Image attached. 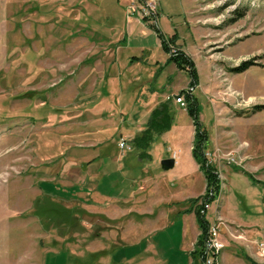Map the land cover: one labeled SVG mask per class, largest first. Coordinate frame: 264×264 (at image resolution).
Here are the masks:
<instances>
[{
  "label": "rangeland",
  "instance_id": "374dc122",
  "mask_svg": "<svg viewBox=\"0 0 264 264\" xmlns=\"http://www.w3.org/2000/svg\"><path fill=\"white\" fill-rule=\"evenodd\" d=\"M144 1L0 0V264H189L201 200L183 199L206 191L197 126L220 185L205 218L246 231L264 264V0ZM159 33L192 59L191 90ZM163 90L169 128L147 157L120 148ZM181 91L196 120L172 105Z\"/></svg>",
  "mask_w": 264,
  "mask_h": 264
},
{
  "label": "trees",
  "instance_id": "16d2710c",
  "mask_svg": "<svg viewBox=\"0 0 264 264\" xmlns=\"http://www.w3.org/2000/svg\"><path fill=\"white\" fill-rule=\"evenodd\" d=\"M158 35L161 37L162 48L169 55L167 61L174 63L178 68L187 69L189 71L191 78L189 84L191 87H195L198 84V74L192 59L183 50H181L179 47H176V44L175 45L171 44L172 43L171 41L169 42L170 44H168L160 33ZM172 49L174 50V52L171 51ZM251 63H254V61L245 60L241 65H238L233 69L238 70ZM181 93H185V99L187 101L186 110L188 111L190 116L194 120H196L197 111L195 108V103L192 95L187 91L186 92L181 91ZM194 124L197 125L196 121H194ZM169 126H170V110H169V102L166 101L160 103L159 106H157L152 110L145 127L140 131L139 134L133 137V139L130 141L131 142L130 146L138 150V154L140 157H147L148 153L146 150L150 144L153 134L162 132L165 129H168ZM207 143H208L207 135L199 131L197 126L195 129V134L192 144V154L196 162L199 164V168L202 169L205 175L206 191L203 195L199 197L189 198L184 201V203H189L191 205L201 200L200 206L195 211L196 219L198 221V226L201 232L196 240L194 248L190 252V256L192 258L191 264H200L201 257L203 255L202 245L208 225V220L205 218V211H202L204 207L203 204L205 202L210 203L215 199L220 186L217 173L214 170L215 167L210 164L203 151L206 148ZM247 260H249L251 264H257L250 258H247Z\"/></svg>",
  "mask_w": 264,
  "mask_h": 264
},
{
  "label": "crops",
  "instance_id": "0c3cea01",
  "mask_svg": "<svg viewBox=\"0 0 264 264\" xmlns=\"http://www.w3.org/2000/svg\"><path fill=\"white\" fill-rule=\"evenodd\" d=\"M159 10V9H158ZM162 10V9H161ZM158 15V14H157ZM156 18H158V16H156ZM160 18V17H159ZM159 25L162 27V22H161V19H159ZM181 50H182V48H180ZM168 53L166 52V58H165V60H166V63L165 64H169V63H171V64H173L176 68H177V66L174 64V63H172V62H168L167 61V59H168ZM159 68H162L161 66H159ZM152 98L150 99L149 98V101H148V103H145V105L144 106H141L140 108H139V110H138V113H139V118H142V117H144V114L146 115V117L147 116H149L150 115V113L152 112V110L154 109V108H156L157 106H159V104L160 103H163V102H166V101H168V93L166 92H164V90L163 91H161V93H158V92H156L155 91V93H154V96H153V94H152V96H151ZM169 102V101H168ZM169 105H171V103L169 102ZM172 105L174 106V108L175 107H177V106H179V107H181V105H180V103H177L175 100H174V102L172 103ZM184 106H185V103H184ZM184 109H186V107H184ZM183 109V110H184ZM139 118H136V121H135V123H134V129H132L131 130V132L129 133H127L126 135H124L121 139H124V140H126V142L129 144V145H131V140L133 139V137H135L137 134H139L140 133V131L144 128V126H145V122H146V119L144 118L143 119V121H141V119H139ZM191 140H192V138H191ZM129 141V142H128ZM192 142L190 143V146H189V150L190 151H192ZM134 147H132V149H133ZM179 152V151H178ZM176 155H177V157L179 156V153H176ZM192 155V154H191ZM174 157V159H175V163H174V165L176 164V156H173ZM137 158L139 159V157H138V155H137ZM195 162H196V160H195ZM194 165H195V167H197L198 168V170H200L199 169V164L196 162V164L195 163H193ZM205 189V188H204ZM204 192V191H203ZM199 195L200 194H202V192H200V193H198ZM198 194H195V195H197L198 196ZM195 195H190V196H195ZM196 196V197H197ZM189 198H191V197H189ZM186 199H188V196L187 197H185L183 200H186ZM183 211V210H182ZM186 214H188V213H186ZM194 218V217H193ZM209 218V217H208ZM196 220V219H195ZM233 222H235L233 219H231ZM196 225H198V224H196ZM236 225H238V224H236ZM234 226V225H233ZM236 231H240V229H238V228H234ZM200 229H199V227H196V229H195V227H194V225L193 226H191V237H189V241H188V243L186 244L187 246H186V249L188 250V252H189V254H190V252H191V250L194 248V245H195V243H196V240H197V238H198V236H199V234H200ZM185 233L187 234L188 233V230H186L185 229ZM241 233L242 234H244V236L247 238V240L245 239V240H241V239H232L231 237H229L228 236V234H227V232H226V230L225 229H221V238L223 239V241H224V244H225V246H224V248L220 251V253H219V256H218V260H219V262L220 263H222V264H251L250 262H249V260H247V258H250V259H252L254 262H256V263H259V262H257V260H255L252 256V253H251V251H252V245H253V243H254V239L253 238H251V236L250 235H248L247 233H246V231H241ZM248 244V245H247ZM230 246H231V248H230ZM230 248V249H229ZM238 248H240L242 251H245L246 250V254H245V257H246V259H244L242 256H240L239 255V253H238ZM190 259H189V264L192 262V258L191 257H189Z\"/></svg>",
  "mask_w": 264,
  "mask_h": 264
},
{
  "label": "built area",
  "instance_id": "2783aa9c",
  "mask_svg": "<svg viewBox=\"0 0 264 264\" xmlns=\"http://www.w3.org/2000/svg\"><path fill=\"white\" fill-rule=\"evenodd\" d=\"M144 1V0H143ZM144 4L142 6V11H143V17H147V16H152L154 18H156L157 16V7L155 4H147V2L144 1ZM172 52H174V50H171ZM193 87H190L189 90H191ZM184 100H185V95L184 93H180L175 97V101L177 103H180L181 106H184ZM119 147L120 148H128L130 149L129 144L126 142V140L121 139L119 141ZM203 210L202 211H206L204 209H206L207 207H209V203L205 202L203 204ZM215 217L207 219L208 220V225H207V230H206V234L203 240V245H202V251H203V255L201 257V263L200 264H219L218 263V255L220 253V249H223L225 244L222 242L221 240V225L223 224L221 222V220L214 215ZM260 247L262 249V251H264V244L261 243Z\"/></svg>",
  "mask_w": 264,
  "mask_h": 264
},
{
  "label": "water",
  "instance_id": "95a60500",
  "mask_svg": "<svg viewBox=\"0 0 264 264\" xmlns=\"http://www.w3.org/2000/svg\"><path fill=\"white\" fill-rule=\"evenodd\" d=\"M175 159L174 157H168L161 160V165L163 169H169L174 166Z\"/></svg>",
  "mask_w": 264,
  "mask_h": 264
},
{
  "label": "bare ground",
  "instance_id": "6f19581e",
  "mask_svg": "<svg viewBox=\"0 0 264 264\" xmlns=\"http://www.w3.org/2000/svg\"><path fill=\"white\" fill-rule=\"evenodd\" d=\"M221 250V249H220Z\"/></svg>",
  "mask_w": 264,
  "mask_h": 264
}]
</instances>
